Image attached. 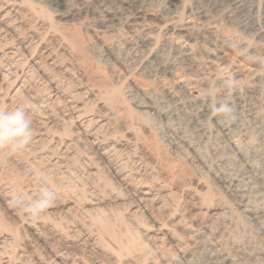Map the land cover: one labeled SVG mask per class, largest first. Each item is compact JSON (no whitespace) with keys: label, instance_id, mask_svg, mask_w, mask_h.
Masks as SVG:
<instances>
[{"label":"rangeland","instance_id":"374dc122","mask_svg":"<svg viewBox=\"0 0 264 264\" xmlns=\"http://www.w3.org/2000/svg\"><path fill=\"white\" fill-rule=\"evenodd\" d=\"M15 108L0 264H264V0H0Z\"/></svg>","mask_w":264,"mask_h":264},{"label":"clouds","instance_id":"9594fccd","mask_svg":"<svg viewBox=\"0 0 264 264\" xmlns=\"http://www.w3.org/2000/svg\"><path fill=\"white\" fill-rule=\"evenodd\" d=\"M228 110L225 102L217 111ZM34 130L29 115L22 108L0 111V148L11 152L25 148L33 137ZM56 194L48 187H41L37 199L21 205V212L31 219H38L54 203Z\"/></svg>","mask_w":264,"mask_h":264},{"label":"bare ground","instance_id":"6f19581e","mask_svg":"<svg viewBox=\"0 0 264 264\" xmlns=\"http://www.w3.org/2000/svg\"><path fill=\"white\" fill-rule=\"evenodd\" d=\"M45 2V1H44ZM141 10V9H140ZM107 12V11H106ZM147 14H145V13H142V12H138L137 13V17H134V18H131L129 21H128V24H130V27H133V26H139L140 25V23H138V20L139 19H147ZM110 20V21H109ZM114 20H116V18H115V15H113V14H111V13H107L106 15H105V17L103 18V20L101 21V24H108L109 22L111 23V22H113ZM145 24V23H144ZM143 28H144V26H142ZM177 28V27H176ZM175 28V29H176ZM150 30L151 29H145V31H146V33H145V36H144V41H143V43H146V41H149L151 38H152V36H151V32H150ZM172 30H174V29H172ZM180 30V29H179ZM180 31H182V30H180ZM183 31H190V28H188V27H185V29H183ZM178 32V31H177ZM193 33V32H192ZM182 34V33H181ZM185 34V33H184ZM183 38V37H182ZM11 54V53H10ZM154 54V53H153ZM205 109H207V111H208V106H207V108H206V106H205V104H204V106H203V111L205 110ZM243 198V200H242V203H244V205L246 206L247 205V203L245 204V197L244 196H242L241 197V199ZM141 201H144V198H142L141 199ZM142 203V202H141ZM144 204V203H143ZM227 259H226V263H227ZM229 262V261H228ZM231 264H234L233 262L231 263Z\"/></svg>","mask_w":264,"mask_h":264}]
</instances>
